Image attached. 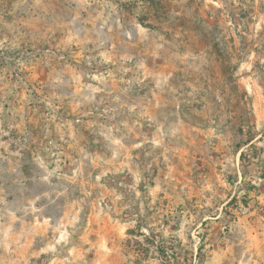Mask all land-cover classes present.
Instances as JSON below:
<instances>
[{
  "label": "rangeland",
  "instance_id": "374dc122",
  "mask_svg": "<svg viewBox=\"0 0 264 264\" xmlns=\"http://www.w3.org/2000/svg\"><path fill=\"white\" fill-rule=\"evenodd\" d=\"M262 103L264 0H0V264H264Z\"/></svg>",
  "mask_w": 264,
  "mask_h": 264
},
{
  "label": "crops",
  "instance_id": "0c3cea01",
  "mask_svg": "<svg viewBox=\"0 0 264 264\" xmlns=\"http://www.w3.org/2000/svg\"><path fill=\"white\" fill-rule=\"evenodd\" d=\"M257 116H256V120L254 122H251L250 125H256L253 130L255 131H259L260 127L264 124V104H258L257 105ZM259 136H257L256 134H249V136L244 137L243 143L241 146H239V152L237 155V158H239V155L243 154L245 155V151L250 152L252 159V166H256L257 170H258V180L259 181H263L264 178L263 176V170H264V153L261 151V153H255L254 151L259 149L258 147L260 146V142H259ZM241 175V174H240ZM242 179V176L240 177ZM248 179H251V177H248L247 175L244 176V180L247 181ZM233 181V180H232ZM238 183V182H237ZM247 195H249L248 197H255V188L253 187L252 189L247 191ZM259 199V197H257ZM179 207V205L177 206ZM176 207L173 205V210ZM251 217H255V214H248L245 215L243 218H241L242 221L248 220ZM264 220V217H261ZM258 220H260L259 218H257ZM246 227H252V225H246ZM248 227V228H249ZM226 247H224V245L222 247H220L221 250L225 249ZM262 249H264V246L262 245Z\"/></svg>",
  "mask_w": 264,
  "mask_h": 264
},
{
  "label": "trees",
  "instance_id": "16d2710c",
  "mask_svg": "<svg viewBox=\"0 0 264 264\" xmlns=\"http://www.w3.org/2000/svg\"><path fill=\"white\" fill-rule=\"evenodd\" d=\"M241 157L245 158V155L242 154ZM262 177L264 178V170H263V176H262ZM159 252H160V254L163 255V256L166 254V251H165L163 248H159Z\"/></svg>",
  "mask_w": 264,
  "mask_h": 264
},
{
  "label": "built area",
  "instance_id": "2783aa9c",
  "mask_svg": "<svg viewBox=\"0 0 264 264\" xmlns=\"http://www.w3.org/2000/svg\"><path fill=\"white\" fill-rule=\"evenodd\" d=\"M262 139L259 140L260 142V146H261V149L263 150V153H264V136H260ZM259 139V138H258Z\"/></svg>",
  "mask_w": 264,
  "mask_h": 264
}]
</instances>
